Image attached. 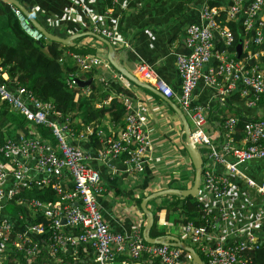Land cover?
<instances>
[{"label": "built area", "instance_id": "1", "mask_svg": "<svg viewBox=\"0 0 264 264\" xmlns=\"http://www.w3.org/2000/svg\"><path fill=\"white\" fill-rule=\"evenodd\" d=\"M108 1L113 4L117 0ZM11 9L20 16L18 9ZM239 16L243 35L236 58L233 36L222 21ZM90 22L91 31L111 44L124 43L114 28L97 26L96 18ZM263 28L264 0H228L223 9L203 4L198 21L184 28L186 52L174 58L179 78L177 94L150 65L137 63L134 68L139 79L151 82L163 97L175 100L187 122L189 142L201 155L196 195L201 224L191 220L177 223L176 237L196 244L206 264H253L250 254L264 246L249 230L260 217L249 216L250 220L237 225L240 215L233 213L231 205L224 201L230 189L235 188L229 183V174H236L252 196L264 201V178L255 182L239 167L264 158V118L251 119L253 116L246 115L235 138L236 116L212 122L209 105L193 103V90L201 81L218 103L240 101L247 108L259 105L264 96L263 70L258 62ZM27 29L33 39L43 37L33 28ZM65 56L82 69L99 63L95 55L73 52L62 53L58 61ZM64 82L73 88L75 75L69 73ZM13 83L0 60V100L6 104L7 112L24 119L28 130L27 134L16 130V135L4 137L0 143V155L4 157L0 163V264H32L41 251L48 256L66 255L77 245L90 248L91 264H114L120 254L131 260L144 256L147 261L160 264H192L190 254L181 248L144 241L142 222L134 223L128 232L112 231L101 214L97 197L104 189L99 171L87 163L88 155L76 141L89 140L93 135L100 145L93 158L105 165L125 154L127 172L132 176L151 167L152 161L158 162L139 108L131 99L120 98L124 108L122 127L115 135L110 130L105 135L97 125L75 123L68 116H61L51 103L37 100L30 91ZM33 185L50 186L59 197L52 202L25 200L19 193ZM10 202L30 208L28 218L22 214L12 217L5 208ZM37 218L43 222L35 221Z\"/></svg>", "mask_w": 264, "mask_h": 264}, {"label": "crops", "instance_id": "2", "mask_svg": "<svg viewBox=\"0 0 264 264\" xmlns=\"http://www.w3.org/2000/svg\"><path fill=\"white\" fill-rule=\"evenodd\" d=\"M16 1L47 32L61 38H70L69 43L63 45L72 48L67 47L63 53L84 47L91 51L84 54H92L99 59V63L93 68L77 67V70L73 72L80 81H87L74 94V100L88 96L91 92L89 87L91 85L101 95L96 96L94 104L101 111V116L94 124H88L97 125L105 135L109 134V130L115 135L122 127V116L117 121H113L107 111L117 101L122 105L120 98L124 96L129 97L133 105L139 108L146 125L145 130L150 137L151 151L156 161L158 160L156 163L152 161L149 165L151 167L145 168V171L134 173L133 176L129 174L128 165L124 161L125 154V156L110 159L109 165L96 162L93 157L100 145L93 135L89 137V140H74L88 155L87 163L99 171L104 191L97 197V201L103 219L110 230L128 232L134 223L140 221L143 224L145 221V214L136 202L138 199L158 190L189 187V178L193 170L183 148L184 131L176 113L159 95L144 86L135 84L107 64L106 46L94 36L89 35V32L94 33L91 31L90 19L96 18L99 27L114 28L117 38L125 43L118 42V44L111 45L117 62L126 72L139 82L146 83L156 90L151 82H144L135 74L136 64L146 63L153 67L157 76L169 86L175 95L179 90V78L175 72L174 58L177 54L186 52L183 44L185 26L198 21V12L203 4L210 2L216 4L214 5L216 8L223 9L228 0H117L113 4L108 0ZM9 8L13 12L11 5ZM13 14L20 28L29 35L22 17L14 12ZM240 41L241 38L238 42ZM259 50L261 52L258 60L259 66L264 69V33ZM61 63L64 69L72 66L74 62L65 56ZM169 100L176 105L173 98ZM192 100L193 103L209 105V115L212 110H215L209 117V120L214 123L219 122L222 115L228 114L229 116L235 113L247 115V117L253 116L251 119L264 118V100H261L255 108H247L240 101H227L221 104L215 100L211 89L205 87L201 81L193 90ZM215 115H217L216 118H213ZM76 122L80 121L76 120ZM1 162H4L2 155H0ZM239 167L255 182L264 178V158L244 162ZM229 183L235 188L230 189L224 201L231 205L233 213L240 215L235 223L244 224L251 219L249 216L260 217L254 225L250 226L249 230L264 244V201L252 196L251 191L244 186L236 174H229ZM165 200L163 199L161 203V200H157L152 204L148 201L146 208L153 214L157 206L167 205L169 199L165 198ZM205 201L210 204L208 198ZM22 208L23 212L17 214L28 218L32 210ZM158 225L163 226L162 228L170 235H175L165 229L169 226L168 221L164 225ZM69 253L68 250L65 256L76 264L92 263V253L87 245H77L72 248L70 255ZM127 260L129 259L125 254H120L114 264H125ZM47 264H60L59 256L51 258Z\"/></svg>", "mask_w": 264, "mask_h": 264}, {"label": "trees", "instance_id": "3", "mask_svg": "<svg viewBox=\"0 0 264 264\" xmlns=\"http://www.w3.org/2000/svg\"><path fill=\"white\" fill-rule=\"evenodd\" d=\"M207 5L216 6V4L210 2ZM222 14L221 11V18L223 17ZM222 22L230 30L233 36L232 44L233 47H235L243 35L241 17L239 16L235 20ZM26 25L27 27L32 28L29 24ZM67 47L70 49L72 48L71 46L61 45L58 42L46 38L35 40L27 35L20 28L18 20L13 12H11L9 5L0 0V60L1 64L6 67L9 81H14L15 84L30 91L37 100L51 103L53 109L61 116H68L71 121L79 120L82 124H94L101 116V111L94 105L96 96H99L100 94L97 93V90L95 91L91 85L89 86L91 92L88 96L80 97L76 100L73 99L74 94L80 88L75 84L73 88L69 89L64 80L69 73L77 70V66L73 63L72 66L64 68V70L62 63L58 61ZM72 52L84 54L91 51L87 48L80 47L79 49H73ZM262 70L264 78V69L262 68ZM10 84L12 85V83ZM261 100H264V96L261 97ZM107 112L110 115L111 120L117 121L123 115V106L117 101ZM213 112H215V110H212L211 114ZM216 116L217 115L213 116V118H216ZM229 116H236L238 119L236 125L237 133L235 134V138H238L242 122L247 118L240 113L230 114ZM225 117H228V114L222 115V118L219 121H222ZM25 125L24 119L20 115L7 112L6 104L0 100V143L3 141L4 137H13L16 135V130H23V132L27 134L28 130L25 129ZM189 181L191 183L192 176ZM19 194L24 197L25 200H28V198H36L45 202H52L59 197L50 186L38 185H33L28 189L25 188ZM170 197L173 198L171 199V202L174 203L173 207H168L167 205L160 207L157 206L156 212L152 214L153 223L149 229L150 237H164L169 234L164 228H157L158 224L167 222V210L174 212L175 224L183 223L188 220L193 221L195 224H201V221L199 220L200 209L197 196L180 197L178 195L170 194ZM136 202L139 205L140 199ZM5 208L12 217L17 213L23 212L22 205L13 202L7 204ZM35 221L43 222L40 218L35 219ZM181 241L191 246L199 255L202 264H206L204 256L196 244H189V242L184 240ZM54 256H59L60 264H76V262L72 261L65 255L57 253ZM54 256H48L45 251H41L35 262L32 264H42ZM250 257L253 264H264V246H260L256 249L250 254ZM134 263L160 264L156 260L147 261L144 256L138 260L129 259L125 264Z\"/></svg>", "mask_w": 264, "mask_h": 264}, {"label": "water", "instance_id": "4", "mask_svg": "<svg viewBox=\"0 0 264 264\" xmlns=\"http://www.w3.org/2000/svg\"><path fill=\"white\" fill-rule=\"evenodd\" d=\"M4 1L6 3L14 6L15 8H17L20 12V16L24 18L23 22H25V24H29L30 27H32L34 30L41 33L43 38H46L48 40L55 41V42H58L61 44H68L69 43L70 38H61V37L52 35L49 32H47L39 24V22H37V20L24 7H22L16 0H4ZM28 33H30V32L28 31ZM89 35L94 36L95 38H97L99 41H101L106 46V50H107L106 60L116 71L122 73L126 78H128L129 80H131L135 84H137L139 86H144L145 88H147L151 92H153V93L159 95L161 98H163L169 104L170 108L176 113V115L178 116V118H179V120L183 126V131H184L183 148L185 150V154L187 155V158L189 159V163L191 164V167L193 170L192 182H191L190 186L186 187V188H182V189L170 188V189L158 190V191L152 192V193H150V194H148V195H146L140 199L139 208L141 209L143 214H145V221H144V224L142 227L141 235H142L143 240L148 242V243H159V244L163 243V244H167V245H171V246L181 248L190 254L192 264H202V261H201L199 255L194 251V249L191 246L182 243L176 236L166 235L164 237L159 236L156 238L149 236V229L153 223L152 213L146 208V203L149 200H151L155 197L164 196L167 194L178 195L180 197H186V196H196L198 193L202 159H201V155H200L198 149L193 147L191 145V143L189 142V139H188L189 131H188V125H187V122L185 120V117L183 116V114L181 113L179 108L175 104H173L168 98L163 97L158 91L154 90L148 84L143 83V82L142 83L139 82L131 74L126 72L123 69V67L121 66V64L119 62H117V60L114 56V50L112 48V45L108 40H106L105 38H103V37H101L95 33L89 32ZM235 49H236V58H237V57H239V54H240V42H238L235 45ZM76 82L79 86H83L87 83V81L82 82L80 80H76Z\"/></svg>", "mask_w": 264, "mask_h": 264}, {"label": "rangeland", "instance_id": "5", "mask_svg": "<svg viewBox=\"0 0 264 264\" xmlns=\"http://www.w3.org/2000/svg\"><path fill=\"white\" fill-rule=\"evenodd\" d=\"M189 180H190V178H189ZM191 184V183H190ZM165 198L166 199H169L168 200V203H167V206L168 207H173L174 206V203H172L171 202V199H173L172 197H170V194H167V195H164V196H158V197H155V198H153V200L151 201V202H149V204H152V202L153 203H155V202H157V200H161L160 201V203L163 201V199H164V201H166L165 200ZM172 211V210H171ZM167 221H168V224H169V226L168 227H166L165 229H168L170 232H171V234H175V235H177V226H176V222H175V214H174V212L172 211V212H170L169 210H168V216H167ZM158 227L159 228H162L163 226H161V225H158ZM185 241V240H184ZM204 260V259H203Z\"/></svg>", "mask_w": 264, "mask_h": 264}, {"label": "clouds", "instance_id": "6", "mask_svg": "<svg viewBox=\"0 0 264 264\" xmlns=\"http://www.w3.org/2000/svg\"><path fill=\"white\" fill-rule=\"evenodd\" d=\"M10 5V4H9ZM12 6V5H11ZM12 7H14V6H12ZM17 9V8H16ZM23 18V17H22ZM24 19V18H23ZM24 21V20H23ZM25 23V22H24ZM26 25V24H25ZM27 26V25H26ZM29 28V27H28ZM98 35V34H97ZM30 36V35H29ZM43 38V37H42ZM80 54V53H79ZM64 59V58H63ZM108 62V61H107ZM107 64H109V63H107ZM110 65V64H109ZM111 66V65H110ZM112 67V66H111ZM113 68V67H112ZM72 74H74L75 75V84H77V82H76V80H79L78 78H77V76H76V74L75 73H73L72 72ZM78 85V84H77ZM79 86V85H78ZM79 88H80V86H79ZM192 168V167H191ZM193 174V173H192ZM190 182V181H189ZM192 182V181H191ZM143 224H144V222H143ZM143 226V225H142ZM168 235H170V234H168ZM175 236V235H174ZM182 242V241H181ZM183 243V242H182ZM185 244V243H184Z\"/></svg>", "mask_w": 264, "mask_h": 264}]
</instances>
